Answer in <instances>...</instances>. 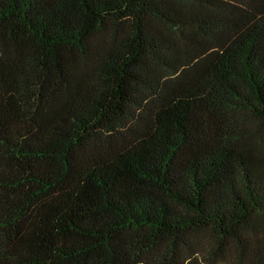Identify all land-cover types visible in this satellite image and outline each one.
Masks as SVG:
<instances>
[{"label": "trees", "instance_id": "trees-1", "mask_svg": "<svg viewBox=\"0 0 264 264\" xmlns=\"http://www.w3.org/2000/svg\"><path fill=\"white\" fill-rule=\"evenodd\" d=\"M0 264H264V0H0Z\"/></svg>", "mask_w": 264, "mask_h": 264}]
</instances>
